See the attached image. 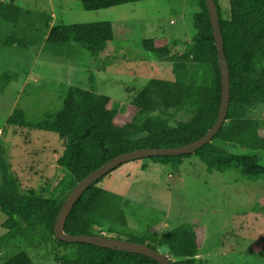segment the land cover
Segmentation results:
<instances>
[{
	"label": "trees",
	"instance_id": "trees-1",
	"mask_svg": "<svg viewBox=\"0 0 264 264\" xmlns=\"http://www.w3.org/2000/svg\"><path fill=\"white\" fill-rule=\"evenodd\" d=\"M79 1L84 10H99L139 0ZM214 1L229 68L226 119L212 140L195 152L148 159L178 170L185 159L195 157L209 171L240 170L245 176L262 175L264 166L257 152L264 151V135L260 132L264 121L254 117L253 112L264 106V0H228L230 9L226 18L221 16L218 0ZM20 11L14 0H0L1 20L11 22ZM24 12L31 14L29 10ZM192 20L194 33L181 52L152 48L150 41H143L145 48L153 49L155 55L160 58L164 55L171 62L173 78H152L140 90L128 94L130 107L134 108L131 116L127 111L120 114L118 104L112 103L108 96L78 85L69 86L62 108L51 120L32 124L25 122L21 110L10 114L7 125L57 133L63 151L56 162L65 173L56 181L46 180L39 189L22 188L9 172L0 139V212L5 215L2 227L7 233L19 231L29 239L54 241L64 250L56 256L59 264H159L142 254L83 242H63L55 237L53 225L65 198L78 181L111 158L141 148L191 143L214 124L221 99V76L204 0H199ZM17 39L12 44L25 46L23 38ZM112 40L109 22H91L54 25L46 38L40 36L28 42L33 46L51 43L58 48L77 45V50L91 57ZM98 180L73 205L65 220V232L119 239H125L119 237L121 233L131 235L132 238L125 240L159 250L169 258L170 264H196L198 247L193 229L175 226L164 233L123 229L126 219L119 205L120 197L98 186ZM15 251L0 264H34L24 248ZM259 255L264 257V244Z\"/></svg>",
	"mask_w": 264,
	"mask_h": 264
},
{
	"label": "rangeland",
	"instance_id": "rangeland-1",
	"mask_svg": "<svg viewBox=\"0 0 264 264\" xmlns=\"http://www.w3.org/2000/svg\"><path fill=\"white\" fill-rule=\"evenodd\" d=\"M14 2L21 13L11 22L0 19V139L9 172L22 188L39 189L46 180L56 181L65 173L56 162L63 143L53 131L7 125L10 114L21 110L25 122L32 124L51 120L62 108L69 86L78 85L108 96L120 114L127 111L131 116L134 108L128 94L152 78H173L171 62L145 48L143 41H150L152 48L181 52L194 33L192 15L199 0H139L99 10H84L79 0ZM218 4L221 16L228 17L229 1ZM91 22H109L113 30V40L98 55L87 56L77 45L29 43L46 38L54 25ZM17 38H23L25 46L12 44ZM253 116L264 121V106ZM261 128L264 135V125ZM257 154L264 166V151ZM97 185L120 197L125 230L193 229L196 264H264L259 255L264 244V174L209 171L195 157L185 159L178 170L138 158L119 164ZM4 220L0 212V263L24 248L34 264H59L56 256L64 250L58 244L29 239L19 231L11 235L2 227ZM119 237L132 238L122 233Z\"/></svg>",
	"mask_w": 264,
	"mask_h": 264
},
{
	"label": "water",
	"instance_id": "water-1",
	"mask_svg": "<svg viewBox=\"0 0 264 264\" xmlns=\"http://www.w3.org/2000/svg\"><path fill=\"white\" fill-rule=\"evenodd\" d=\"M209 15V21L212 29V35L214 39V45L216 49V56L218 67L221 76V99L218 110V116L214 124L208 129V131L199 139L177 147H154V148H141L129 152L121 153L95 170L91 171L85 177H83L78 183L72 188L67 197L65 198L53 225V232L58 240L66 243L83 242L98 247H104L109 249H115L119 251L131 252L142 254L150 257L157 261L159 264H170L169 258L150 246L129 241L125 239H119L115 237H109L104 235H90V234H69L64 230L65 220L72 209L73 205L80 197V195L94 182H96L103 175L107 174L113 168L119 164L134 160L138 158H149L155 156H177L183 154H190L195 152L197 149L207 144L212 140L215 134L220 129L221 125L226 119V114L229 104V68L228 62L224 53L223 38L219 25L218 12L214 0H204Z\"/></svg>",
	"mask_w": 264,
	"mask_h": 264
}]
</instances>
